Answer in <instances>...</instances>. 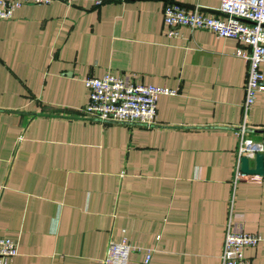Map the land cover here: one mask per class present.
<instances>
[{"label":"crops","instance_id":"0c3cea01","mask_svg":"<svg viewBox=\"0 0 264 264\" xmlns=\"http://www.w3.org/2000/svg\"><path fill=\"white\" fill-rule=\"evenodd\" d=\"M166 1L218 13V0H53L0 18V235L17 243L12 264H100L122 235L127 264H219L228 223L264 233V90L247 115L262 173L232 183L245 44L185 26L167 35ZM104 72L175 92L157 96L151 125L85 117L83 78ZM243 254L264 264L262 243Z\"/></svg>","mask_w":264,"mask_h":264},{"label":"built area","instance_id":"2783aa9c","mask_svg":"<svg viewBox=\"0 0 264 264\" xmlns=\"http://www.w3.org/2000/svg\"><path fill=\"white\" fill-rule=\"evenodd\" d=\"M53 0H0V18H8L23 4L48 3ZM95 3L100 0H94ZM218 13L207 14L197 8H187L177 1H166L162 7V20L167 35H176L177 28L206 29L217 36L233 37L245 44L236 54L246 60L243 82V97L240 103V119L232 127L237 138L236 164L232 176L235 182L243 172L239 158L253 157L262 150L259 141L248 135L247 115L253 104L256 91L264 90V0H218ZM88 96L79 107L85 117L110 122L151 125L155 122L156 99L161 93L173 94L174 89L151 83L136 82L125 74L104 72L99 76L83 78ZM264 244V233L235 231L227 224L220 251L219 264H249L243 254L245 247ZM132 246L124 235L108 236L100 264H127ZM17 252V243L8 236L0 235V264H12ZM147 249L143 262L149 259Z\"/></svg>","mask_w":264,"mask_h":264},{"label":"water","instance_id":"95a60500","mask_svg":"<svg viewBox=\"0 0 264 264\" xmlns=\"http://www.w3.org/2000/svg\"><path fill=\"white\" fill-rule=\"evenodd\" d=\"M254 165L248 166V160L245 156L239 158V169L243 172L262 173V153L257 151L253 155Z\"/></svg>","mask_w":264,"mask_h":264}]
</instances>
